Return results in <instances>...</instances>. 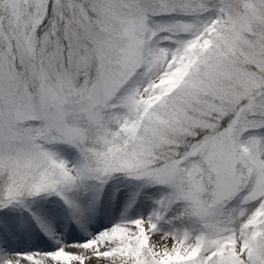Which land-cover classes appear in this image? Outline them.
<instances>
[{"label": "snow or ice", "instance_id": "6c2138e0", "mask_svg": "<svg viewBox=\"0 0 264 264\" xmlns=\"http://www.w3.org/2000/svg\"><path fill=\"white\" fill-rule=\"evenodd\" d=\"M66 246L264 264V0H0V264Z\"/></svg>", "mask_w": 264, "mask_h": 264}, {"label": "bare ground", "instance_id": "6f19581e", "mask_svg": "<svg viewBox=\"0 0 264 264\" xmlns=\"http://www.w3.org/2000/svg\"><path fill=\"white\" fill-rule=\"evenodd\" d=\"M75 239L79 240V239H82V238L75 237ZM150 241H151L152 244H157V245H160V244L163 243V241L161 240L160 235H158V234L157 235H152L151 238H150ZM40 247H44V246H40ZM65 250L70 252V253L76 254V255L85 256L84 264H110L109 260L102 259V258L98 259L90 251H85L83 249L74 248V247H71V246H66ZM100 250L104 251L105 249L101 248ZM36 258L39 259V257H36ZM22 264H30V262L22 261ZM45 264H51V261H46ZM72 264H79V262L78 261H73Z\"/></svg>", "mask_w": 264, "mask_h": 264}, {"label": "rangeland", "instance_id": "374dc122", "mask_svg": "<svg viewBox=\"0 0 264 264\" xmlns=\"http://www.w3.org/2000/svg\"><path fill=\"white\" fill-rule=\"evenodd\" d=\"M149 242H150V244H152L151 241H149ZM169 243H170V241H169Z\"/></svg>", "mask_w": 264, "mask_h": 264}]
</instances>
